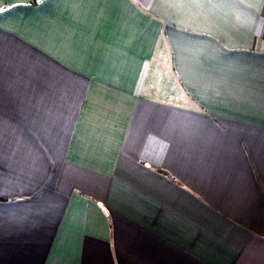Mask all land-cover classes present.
<instances>
[{"label":"crops","instance_id":"obj_1","mask_svg":"<svg viewBox=\"0 0 264 264\" xmlns=\"http://www.w3.org/2000/svg\"><path fill=\"white\" fill-rule=\"evenodd\" d=\"M0 264H264V0H0Z\"/></svg>","mask_w":264,"mask_h":264}]
</instances>
